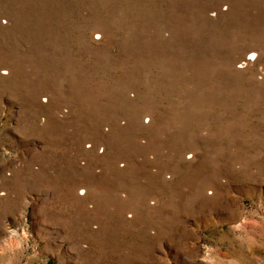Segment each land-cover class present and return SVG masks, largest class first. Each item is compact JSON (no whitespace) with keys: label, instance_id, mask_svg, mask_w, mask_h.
Instances as JSON below:
<instances>
[{"label":"rangeland","instance_id":"1","mask_svg":"<svg viewBox=\"0 0 264 264\" xmlns=\"http://www.w3.org/2000/svg\"><path fill=\"white\" fill-rule=\"evenodd\" d=\"M0 264H264V0H0Z\"/></svg>","mask_w":264,"mask_h":264},{"label":"bare ground","instance_id":"2","mask_svg":"<svg viewBox=\"0 0 264 264\" xmlns=\"http://www.w3.org/2000/svg\"><path fill=\"white\" fill-rule=\"evenodd\" d=\"M246 55H251V56L250 57H247L248 59H243L242 60L243 61V64L238 61L237 64L239 63L238 64L239 66H237V67L240 68V67L248 66V65L252 64L257 59V56H258L256 54V52H254V51L248 52ZM246 60H249V61H246ZM250 60H253V62H251Z\"/></svg>","mask_w":264,"mask_h":264}]
</instances>
